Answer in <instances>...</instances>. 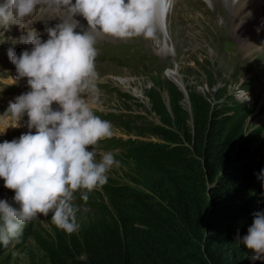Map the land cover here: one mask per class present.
<instances>
[{
    "label": "clouds",
    "instance_id": "1",
    "mask_svg": "<svg viewBox=\"0 0 264 264\" xmlns=\"http://www.w3.org/2000/svg\"><path fill=\"white\" fill-rule=\"evenodd\" d=\"M172 3L173 0L0 3V28L23 26L37 13L40 18L59 21L53 26L45 23L44 33L29 28L19 42L30 45V49L19 55L12 49L8 51L16 79L27 78L30 91L17 96L15 102L9 101L6 112L0 115V120L13 122L8 126L10 132H23L18 139H0V179L5 188L14 192L12 203L0 199V244L7 247L17 241L26 224L49 213L56 228L69 234L78 230L75 194L79 192L80 199L87 202L91 192L108 182L111 168L120 164L111 152L97 158L96 148L113 136L112 124L105 119H116V114H108L110 118L106 108L94 104L99 92L110 85L98 79V38L154 39L159 12ZM77 16L86 20L87 29L75 19ZM44 34L46 40L42 38ZM257 179L264 188V168ZM261 195L264 197V192ZM238 241L252 253V261L264 260V210L253 213L247 234Z\"/></svg>",
    "mask_w": 264,
    "mask_h": 264
},
{
    "label": "trees",
    "instance_id": "2",
    "mask_svg": "<svg viewBox=\"0 0 264 264\" xmlns=\"http://www.w3.org/2000/svg\"><path fill=\"white\" fill-rule=\"evenodd\" d=\"M170 91L183 99L177 86ZM193 99L194 126L180 119L175 130L170 125L176 119L166 115L160 97L150 96L164 120L148 126L158 140L123 143L134 166L132 183L103 185L108 201L103 194L89 201L102 214L71 234L60 231L52 242L41 243L44 257L32 264H264L252 261L238 241L252 223L247 210L255 208L240 205L243 190L252 188L264 168L243 146L235 149L243 119L231 111L236 115L240 105L212 107L201 95ZM28 225L25 229H31ZM2 245L0 264H7Z\"/></svg>",
    "mask_w": 264,
    "mask_h": 264
},
{
    "label": "rangeland",
    "instance_id": "3",
    "mask_svg": "<svg viewBox=\"0 0 264 264\" xmlns=\"http://www.w3.org/2000/svg\"><path fill=\"white\" fill-rule=\"evenodd\" d=\"M222 1L180 2L173 13L169 14V26H165L167 30L169 27L171 37L163 35V24L158 27L162 31L160 37L151 40H146L143 36L127 40L110 36L99 37L96 61H101L95 62L99 69L96 71L98 79L110 85L99 92V98L94 104L106 108L108 117L112 118L108 114L114 113L123 120L122 123H116L113 118L105 119L112 124L113 136L108 138L111 143L106 146L104 142L102 147L96 148L98 159L99 154L111 152L120 162L119 166H113L109 171L108 182L132 183L134 166H131L128 150L123 146L126 140L130 138L142 141L158 140L148 133V126L150 122L162 124L164 118L160 109L158 112L153 110L150 96L156 99L160 97L166 115L172 120L176 119V122L170 125L175 130H179L181 126L178 121L180 119H184L191 127L194 126L193 94L203 96L212 107L222 105L224 102L230 106L235 105L234 102L239 103L240 108L236 115L233 113L234 110L231 111L235 118L243 119L241 138L240 140L238 138L235 149L237 151L239 146H243L244 152H248L252 161L264 162V43L257 45L255 42L258 39L257 35L264 37V33L257 34L256 23L253 31L249 30L251 34H245L240 28L241 20L237 19L235 24L236 10L232 8L241 11L250 5L242 1ZM263 2L258 0L257 5ZM240 15L242 18H250L248 15ZM12 26L7 29L0 28L1 43L11 39L4 37L5 30L8 33H14L15 30L17 33H23L20 28H16L20 25ZM81 26L87 29V22L82 21ZM26 35L27 33L23 36ZM12 39L18 42L19 36ZM122 65L126 68L121 67ZM169 70L173 71L174 75H168ZM177 84L184 87L183 99L177 100L176 96H171L170 90L173 86L180 89ZM156 93H159L158 96L154 95ZM125 94L130 97H126ZM173 101L176 102L177 113ZM53 106L58 108V105ZM7 122L9 120H6L5 124L8 126L13 123ZM236 122L240 123V120H232V123ZM11 132L0 133L3 134L2 142L18 139L23 133L15 129H11ZM251 186V189L243 190L244 198L241 199L240 205L246 202L249 207L255 206L247 210L253 219L254 212L264 210V204H261L264 203V197L261 195L264 188L258 179L250 183L249 187ZM103 193L102 187L97 188L89 194V199L84 203L80 199V193L75 194L74 203L78 209L76 221L79 227L90 218L93 220L102 214L89 201L90 198H101ZM103 195L106 198L105 202L108 201L106 195ZM13 196L14 192L5 188L4 181L0 179V199H7L12 203ZM27 226L29 225L26 224L25 227ZM25 227L24 236L10 243L1 254V259L7 264H32L41 261L44 257L41 243L52 242L56 234L62 231L51 222V213L48 216L38 215L31 221V229ZM29 230L31 234H27ZM1 251L2 248L0 253Z\"/></svg>",
    "mask_w": 264,
    "mask_h": 264
},
{
    "label": "bare ground",
    "instance_id": "4",
    "mask_svg": "<svg viewBox=\"0 0 264 264\" xmlns=\"http://www.w3.org/2000/svg\"><path fill=\"white\" fill-rule=\"evenodd\" d=\"M74 1V0H73ZM221 2H223L222 0H220ZM257 1L258 0H242V2L244 3V4H246V5H250V6H254L255 4H256V6H254V8H252V7H247V8H245V9H243V10H237L236 8L234 9V8H232L233 10H236V12H234V15L235 16H237L236 17V19H235V24H236V22H237V19H239V23H240V28L243 30V32L245 33V34H251V32L249 31L250 29L253 31V29H254V24L256 23V26H258L257 27V34H259V33H261V34H263L264 33V23H262L261 21H264V18H262L263 16H264V8H263V3L262 4H259V5H257ZM231 2H237V0H231ZM0 3H3V0H0ZM232 4H234V3H232ZM238 4V3H237ZM236 4V5H237ZM174 4H172V6H173ZM231 5V4H230ZM239 5V4H238ZM242 5V4H241ZM172 6L169 8V11L168 12H164V10H160V12H159V15H158V27H159V25L160 24H163V26L162 27H164V30H163V35H165L166 34V36H168V37H171V33H170V31H169V27H168V30H167V28H165V26L167 25V26H169V14H172L173 12H171V8H172ZM233 6V5H232ZM234 7H235V5H234ZM245 7V6H244ZM244 11V12H243ZM232 13V12H231ZM237 13H239V14H237ZM240 14H243V15H248V16H250V18H242V15H240ZM38 16H41V14L40 13H37V15H35V16H33V17H31V18H36V17H38ZM240 18H239V17ZM80 17L81 16H77V17H75V19H77V20H79L80 19ZM243 20H242V19ZM80 21V25H81V22L83 21H86V20H84V19H80L79 20ZM164 23H166V24H164ZM238 23V24H239ZM85 26V25H84ZM11 27H13V26H11ZM161 27V28H162ZM18 28H20L21 30H22V34L23 35H25L27 32H28V29L29 28H33L32 26H29V24H27V23H25L23 26H21L20 25V27H18ZM87 28V27H86ZM163 29V28H162ZM161 29V30H162ZM19 30V29H18ZM159 30V29H158ZM160 31V30H159ZM161 32L162 31H160V32H158L157 34H156V37H160V35H161ZM4 33V37H15L13 34H15L16 33V30H15V32L14 33H8V31H4L3 32ZM19 34H21L20 32H18ZM169 34V35H168ZM22 35V36H23ZM102 36H105L106 37V35H102ZM257 37H261V35H257ZM17 38V37H16ZM110 38V37H109ZM10 43H12V42H10ZM248 48V47H247ZM5 52H6V50H4ZM174 75V73H173V71H170L169 73H168V75ZM176 81V80H175ZM180 82H182V79H180ZM126 95V94H125ZM128 95V94H127ZM54 108L56 107V106H53ZM8 124L10 123V122H7ZM6 124V120H0V133H5L6 131H8V132H10V130H9V127H8V125H5ZM1 126H2V128H1ZM2 137H3V134L2 135H0V139L2 140Z\"/></svg>",
    "mask_w": 264,
    "mask_h": 264
},
{
    "label": "water",
    "instance_id": "5",
    "mask_svg": "<svg viewBox=\"0 0 264 264\" xmlns=\"http://www.w3.org/2000/svg\"><path fill=\"white\" fill-rule=\"evenodd\" d=\"M178 85V84H177ZM180 87V89L183 91L184 87H181L180 85H178Z\"/></svg>",
    "mask_w": 264,
    "mask_h": 264
}]
</instances>
